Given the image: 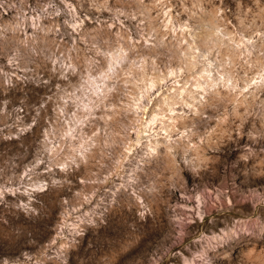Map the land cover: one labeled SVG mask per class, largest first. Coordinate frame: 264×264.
<instances>
[{
	"label": "rangeland",
	"instance_id": "374dc122",
	"mask_svg": "<svg viewBox=\"0 0 264 264\" xmlns=\"http://www.w3.org/2000/svg\"><path fill=\"white\" fill-rule=\"evenodd\" d=\"M64 263L264 264V0H0V264Z\"/></svg>",
	"mask_w": 264,
	"mask_h": 264
},
{
	"label": "bare ground",
	"instance_id": "6f19581e",
	"mask_svg": "<svg viewBox=\"0 0 264 264\" xmlns=\"http://www.w3.org/2000/svg\"><path fill=\"white\" fill-rule=\"evenodd\" d=\"M111 215V214H110ZM108 224V223H107ZM106 226V225H105ZM122 226V225H121ZM110 227V226H109ZM108 227V228H109ZM112 227V226H111ZM115 228V227H114ZM110 230L111 229H109V232H110ZM113 230V229H112ZM117 230H118V228H117ZM107 231V230H106ZM98 232V231H97ZM102 232V231H101ZM108 232V231H107ZM108 232V233H109ZM100 233V232H99ZM112 234V233H111ZM102 235V234H101ZM105 235V234H104ZM106 235H107V233H106ZM117 235H119V234H117ZM112 236V235H111ZM120 236V235H119ZM94 237V236H93ZM104 237V236H103ZM106 237V236H105ZM113 237V236H112ZM98 238V237H97ZM92 239V238H91ZM94 239H96V238H94ZM97 240V239H96ZM99 240V239H98ZM102 240V239H101ZM101 240H100V242H101ZM95 242V241H94ZM103 242H105V241H103ZM107 243V242H106ZM91 243H89L88 245H90ZM95 244V243H94ZM67 246H69V245H67ZM91 246V245H90ZM89 246V247H90ZM106 247V246H105ZM70 248V247H69ZM72 248V247H71ZM67 248H66V243L64 242V243H61V245H60V252H63V253H66L67 252V250H66ZM97 249V248H96ZM82 250V249H81ZM90 250V249H89ZM95 250V249H94ZM78 251V250H77ZM83 251H85V249L83 250ZM93 251V250H92ZM92 251H91V253H92ZM96 251V250H95ZM102 251V250H101ZM88 252V251H87ZM87 252H85V253H87ZM90 252V251H89ZM88 252V253H89ZM98 252V251H97ZM75 253V252H74ZM79 253H80V251H79ZM78 253V254H79ZM77 254V253H76ZM75 254V255H76ZM90 254V253H89ZM75 255H74V257H75ZM83 254H82V252H81V256H82ZM86 255V254H85ZM84 255V256H85ZM88 255V254H87ZM91 255V254H90ZM89 255V256H90ZM72 257H73V255H71ZM92 256H95V255H92ZM88 257V256H87ZM87 257H86V259H87ZM95 258V257H94ZM90 259V258H89ZM92 259H93V257H92ZM74 259H72V261H73ZM75 260H77V258L75 259ZM83 260V259H82ZM84 260H85V258H84ZM86 261V260H85ZM81 262V261H80ZM89 262H91V260L89 261ZM93 262V261H92ZM56 263V262H55ZM70 263H71V259H70ZM76 263H79L78 261L76 262ZM65 264V263H64ZM73 264H75V263H73ZM85 264V263H84Z\"/></svg>",
	"mask_w": 264,
	"mask_h": 264
}]
</instances>
